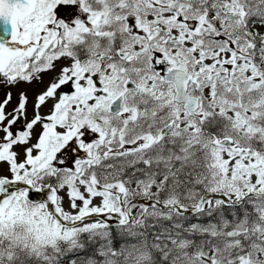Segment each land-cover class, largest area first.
<instances>
[{"label": "snow or ice", "instance_id": "6c2138e0", "mask_svg": "<svg viewBox=\"0 0 264 264\" xmlns=\"http://www.w3.org/2000/svg\"><path fill=\"white\" fill-rule=\"evenodd\" d=\"M0 264H264V0H0Z\"/></svg>", "mask_w": 264, "mask_h": 264}]
</instances>
